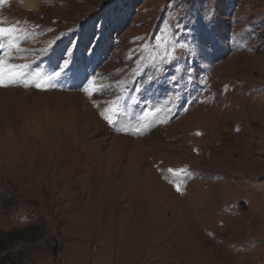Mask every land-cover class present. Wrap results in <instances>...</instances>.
Segmentation results:
<instances>
[{
	"label": "rangeland",
	"instance_id": "obj_1",
	"mask_svg": "<svg viewBox=\"0 0 264 264\" xmlns=\"http://www.w3.org/2000/svg\"><path fill=\"white\" fill-rule=\"evenodd\" d=\"M17 1L0 264H264V0Z\"/></svg>",
	"mask_w": 264,
	"mask_h": 264
},
{
	"label": "bare ground",
	"instance_id": "obj_2",
	"mask_svg": "<svg viewBox=\"0 0 264 264\" xmlns=\"http://www.w3.org/2000/svg\"><path fill=\"white\" fill-rule=\"evenodd\" d=\"M19 2H20L21 7L26 8V9H33L37 7L38 4L40 3V2H36V0H18L16 3H19Z\"/></svg>",
	"mask_w": 264,
	"mask_h": 264
},
{
	"label": "snow or ice",
	"instance_id": "obj_3",
	"mask_svg": "<svg viewBox=\"0 0 264 264\" xmlns=\"http://www.w3.org/2000/svg\"><path fill=\"white\" fill-rule=\"evenodd\" d=\"M16 31L17 30L14 27H8V28L0 27V37L10 36L13 33H15ZM0 86H2V85H0Z\"/></svg>",
	"mask_w": 264,
	"mask_h": 264
}]
</instances>
